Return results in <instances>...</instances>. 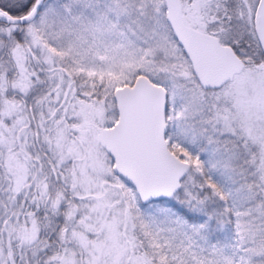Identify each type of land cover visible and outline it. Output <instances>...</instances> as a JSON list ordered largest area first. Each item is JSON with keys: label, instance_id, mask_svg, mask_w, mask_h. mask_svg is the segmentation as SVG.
Wrapping results in <instances>:
<instances>
[{"label": "snow or ice", "instance_id": "1", "mask_svg": "<svg viewBox=\"0 0 264 264\" xmlns=\"http://www.w3.org/2000/svg\"><path fill=\"white\" fill-rule=\"evenodd\" d=\"M0 264H264V0H0Z\"/></svg>", "mask_w": 264, "mask_h": 264}]
</instances>
